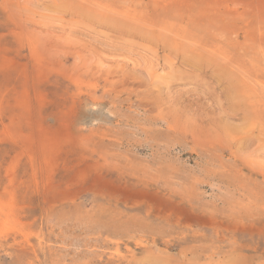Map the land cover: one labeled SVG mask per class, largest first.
Returning a JSON list of instances; mask_svg holds the SVG:
<instances>
[{"label": "rangeland", "instance_id": "rangeland-1", "mask_svg": "<svg viewBox=\"0 0 264 264\" xmlns=\"http://www.w3.org/2000/svg\"><path fill=\"white\" fill-rule=\"evenodd\" d=\"M0 264H264V0H0Z\"/></svg>", "mask_w": 264, "mask_h": 264}, {"label": "bare ground", "instance_id": "bare-ground-1", "mask_svg": "<svg viewBox=\"0 0 264 264\" xmlns=\"http://www.w3.org/2000/svg\"><path fill=\"white\" fill-rule=\"evenodd\" d=\"M232 90V89H231Z\"/></svg>", "mask_w": 264, "mask_h": 264}]
</instances>
